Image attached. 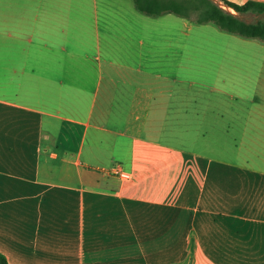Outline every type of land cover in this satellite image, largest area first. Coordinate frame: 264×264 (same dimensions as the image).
Returning <instances> with one entry per match:
<instances>
[{"label":"crops","instance_id":"0c3cea01","mask_svg":"<svg viewBox=\"0 0 264 264\" xmlns=\"http://www.w3.org/2000/svg\"><path fill=\"white\" fill-rule=\"evenodd\" d=\"M16 1L0 0L8 264H264V96L247 126L252 97L221 86L246 61L195 64L188 19L130 0Z\"/></svg>","mask_w":264,"mask_h":264},{"label":"rangeland","instance_id":"374dc122","mask_svg":"<svg viewBox=\"0 0 264 264\" xmlns=\"http://www.w3.org/2000/svg\"><path fill=\"white\" fill-rule=\"evenodd\" d=\"M130 2L133 5L135 4L133 0H130ZM219 4L224 9L234 13V10L228 8L222 2H219ZM28 6V2L24 3L22 0H17L12 3L10 9L12 11H21L22 8ZM239 17L248 23H255L260 19H264V15L257 16L248 14L239 15ZM187 38L189 59L195 62V64L211 65L210 63L214 58L220 60L227 57V55H232L237 62L246 61V73H241L240 75L244 77L237 80L234 85H228L226 83L221 86L223 89L235 93L237 96L252 97L251 101H247L246 104L243 101H237L236 107L237 109L245 108L246 111L250 109L249 114H252L249 115L247 114L248 112L244 114V117L249 123L247 126H260V117L256 112L260 106L259 103L261 101L263 102L264 96V43L257 39H245L223 32L213 23L197 25L191 21H189ZM195 44H203V50H197L194 47ZM209 47H213V50H209ZM207 70H210V68H207ZM236 126H243V124H237Z\"/></svg>","mask_w":264,"mask_h":264},{"label":"trees","instance_id":"16d2710c","mask_svg":"<svg viewBox=\"0 0 264 264\" xmlns=\"http://www.w3.org/2000/svg\"><path fill=\"white\" fill-rule=\"evenodd\" d=\"M136 8L149 16L159 17L168 13L188 19L194 24L213 23L221 31L245 39L264 43V19L248 23L238 15H264V3L247 2L239 5L227 0H133ZM219 2L235 11L224 9ZM0 264H8L0 254Z\"/></svg>","mask_w":264,"mask_h":264},{"label":"built area","instance_id":"2783aa9c","mask_svg":"<svg viewBox=\"0 0 264 264\" xmlns=\"http://www.w3.org/2000/svg\"><path fill=\"white\" fill-rule=\"evenodd\" d=\"M112 172L115 174V175H118L122 180L124 181H129L132 179V176L131 174L125 172L122 170V168L120 166H116L112 169Z\"/></svg>","mask_w":264,"mask_h":264}]
</instances>
